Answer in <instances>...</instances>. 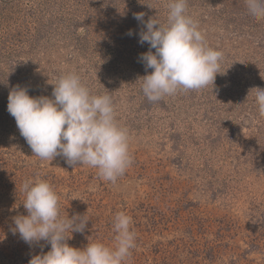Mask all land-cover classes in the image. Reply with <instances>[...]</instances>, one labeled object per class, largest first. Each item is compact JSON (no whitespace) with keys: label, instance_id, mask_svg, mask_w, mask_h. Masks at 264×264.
Instances as JSON below:
<instances>
[{"label":"rangeland","instance_id":"rangeland-1","mask_svg":"<svg viewBox=\"0 0 264 264\" xmlns=\"http://www.w3.org/2000/svg\"><path fill=\"white\" fill-rule=\"evenodd\" d=\"M7 2L0 3V264H29L50 250L12 232L13 218L28 215L22 184L37 178L57 192L62 216L90 218L67 240L71 247H114L112 220L124 212L136 233L127 264H264V119L249 95L264 89V19L250 15L245 0H187L207 44L223 53L220 73L213 86L149 102L138 80L154 71L139 59L150 45L137 41L146 28L134 14L152 12L164 25L168 0ZM69 72L93 95H110L129 131L134 163L115 184L61 156H34L7 111L15 86L54 99L57 78Z\"/></svg>","mask_w":264,"mask_h":264},{"label":"clouds","instance_id":"clouds-1","mask_svg":"<svg viewBox=\"0 0 264 264\" xmlns=\"http://www.w3.org/2000/svg\"><path fill=\"white\" fill-rule=\"evenodd\" d=\"M245 3L250 15L264 19V0ZM167 9L164 25L154 18L145 22L144 13L134 14V19L146 28L139 33V43L150 45L139 59L146 72L154 71L138 80L149 102L213 86L223 60V53L207 44L198 21L187 14V0H168ZM127 34L133 35L132 30ZM28 91L19 85L12 88L7 111L34 156L50 161L61 156L70 167L79 164L95 168L99 179L112 184L125 175L134 163L130 135L117 121L110 95H93L74 72L57 78L52 91L54 99L30 97ZM251 94L259 118L264 119V89L252 88ZM22 192L28 215L13 218V234L19 233L30 247L41 241L50 245L47 253L32 256L29 264H127L136 247L131 216L124 212L114 215V247L88 243L78 249L69 246L67 240L73 232L83 233L90 218L86 214L62 216L59 196L45 180H26Z\"/></svg>","mask_w":264,"mask_h":264},{"label":"trees","instance_id":"trees-1","mask_svg":"<svg viewBox=\"0 0 264 264\" xmlns=\"http://www.w3.org/2000/svg\"><path fill=\"white\" fill-rule=\"evenodd\" d=\"M7 1H8V0H0V3L6 4V3H8ZM108 2H109V0H108ZM110 2H111V1H110ZM144 14H145V15H144L145 18H149V19H150V18H151V15H152V12H147V11H146ZM94 20H95V21H94V24H95V25H101V26H102V24H104L103 16H102L101 18H97V17H96ZM75 22H76V21H75ZM73 27L75 28V24L73 25ZM73 27H72V28H73ZM75 37H76L79 41H81V37L79 36V33H76V34H75ZM137 41H139V39H137ZM143 52H144V51H143ZM140 53H142V52H139V54H140Z\"/></svg>","mask_w":264,"mask_h":264}]
</instances>
